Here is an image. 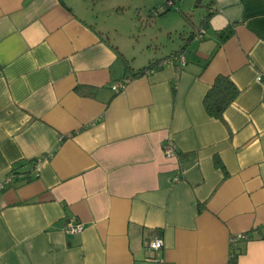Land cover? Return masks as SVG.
Segmentation results:
<instances>
[{
  "label": "crops",
  "instance_id": "0c3cea01",
  "mask_svg": "<svg viewBox=\"0 0 264 264\" xmlns=\"http://www.w3.org/2000/svg\"><path fill=\"white\" fill-rule=\"evenodd\" d=\"M98 2L0 0V264H157L154 236L168 264H264V0H207L203 37L135 77Z\"/></svg>",
  "mask_w": 264,
  "mask_h": 264
},
{
  "label": "rangeland",
  "instance_id": "374dc122",
  "mask_svg": "<svg viewBox=\"0 0 264 264\" xmlns=\"http://www.w3.org/2000/svg\"><path fill=\"white\" fill-rule=\"evenodd\" d=\"M112 8L111 0H99V17L110 28L111 40L127 55L129 63L140 67L184 44L193 28L201 25L207 0H121ZM157 11V13H155ZM192 50V48H191Z\"/></svg>",
  "mask_w": 264,
  "mask_h": 264
},
{
  "label": "trees",
  "instance_id": "16d2710c",
  "mask_svg": "<svg viewBox=\"0 0 264 264\" xmlns=\"http://www.w3.org/2000/svg\"><path fill=\"white\" fill-rule=\"evenodd\" d=\"M194 29V28H193ZM193 30L183 38L185 44L192 39ZM231 30L226 27L218 32L221 38H226L230 34ZM184 45V44H183ZM185 46V45H184ZM183 48L178 51H175L173 54L181 52ZM157 61L150 62L145 66H142L135 71H132L133 77L143 75L148 69L153 67ZM238 88L234 85L232 80L228 76L218 75L215 79L213 84L207 90L203 102L205 109L208 114L211 116L222 118V114L224 110L230 105V103L235 99L236 95L238 94ZM231 257L229 260V264H237V256L238 253L233 249L231 252Z\"/></svg>",
  "mask_w": 264,
  "mask_h": 264
},
{
  "label": "built area",
  "instance_id": "2783aa9c",
  "mask_svg": "<svg viewBox=\"0 0 264 264\" xmlns=\"http://www.w3.org/2000/svg\"><path fill=\"white\" fill-rule=\"evenodd\" d=\"M172 0H168V4L171 5ZM194 38H202L204 35V29L203 28H196L193 32ZM175 63L177 66L181 67L186 63V56L184 52H178L175 53L167 58H164L160 64H170ZM125 86V81H117L113 84L114 90H120ZM163 153L166 158H171L176 156L177 148L172 144L171 142H166L163 144ZM180 178L179 175H176L174 177V180H178ZM8 180H11V175L8 176ZM63 229L67 233H78L83 229V223L78 220L75 216H71L67 218L63 223ZM148 250L152 252L153 255H151L152 260L156 261L157 264H168L163 257H155V253L157 251L162 250L164 246V241L160 236H154L150 240H148L145 243Z\"/></svg>",
  "mask_w": 264,
  "mask_h": 264
},
{
  "label": "flooded vegetation",
  "instance_id": "af4514ba",
  "mask_svg": "<svg viewBox=\"0 0 264 264\" xmlns=\"http://www.w3.org/2000/svg\"><path fill=\"white\" fill-rule=\"evenodd\" d=\"M196 28L193 29V31L195 30Z\"/></svg>",
  "mask_w": 264,
  "mask_h": 264
}]
</instances>
